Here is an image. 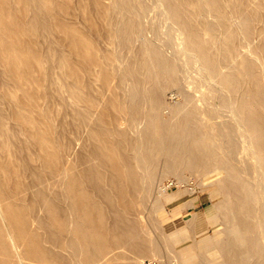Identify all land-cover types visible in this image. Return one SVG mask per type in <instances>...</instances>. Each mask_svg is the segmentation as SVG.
<instances>
[{"label": "rangeland", "instance_id": "1", "mask_svg": "<svg viewBox=\"0 0 264 264\" xmlns=\"http://www.w3.org/2000/svg\"><path fill=\"white\" fill-rule=\"evenodd\" d=\"M210 2L217 19L213 35L226 40L221 49L227 58L240 55L239 68L247 75L240 80H247L245 86L254 91V82L264 81V72L245 58V48L250 39L264 61V0ZM114 4L0 0V264H143L150 258L143 257L142 250L154 244L164 254L163 263L172 264L160 227L176 220L189 224L196 213L210 226L206 210L213 188H199L195 176L179 185L175 174L163 173L161 162L154 170L153 193L143 199L121 184L113 161L102 157L101 146L117 148V121L128 111L118 83L128 82L123 63L136 60L140 45L131 40L118 48L114 12L120 16L122 6ZM232 16L242 18L241 30L232 25ZM187 18L190 31L206 25L202 16ZM139 19L135 15L136 25L128 34L146 28ZM170 86L161 98L171 106L196 94L178 80ZM256 89L264 102V89ZM258 111L264 118V108ZM163 114L168 119V110ZM163 187L168 194L183 195L157 204ZM157 205L158 214L151 216ZM140 211L147 217L150 236L137 219ZM79 225L99 236L100 249L81 248L79 241L80 248L72 250V243L80 240L74 231Z\"/></svg>", "mask_w": 264, "mask_h": 264}, {"label": "bare ground", "instance_id": "2", "mask_svg": "<svg viewBox=\"0 0 264 264\" xmlns=\"http://www.w3.org/2000/svg\"><path fill=\"white\" fill-rule=\"evenodd\" d=\"M113 2L122 6L120 16L114 12L119 23L115 29L118 48L131 40L140 45L136 60L123 63V76L129 77L128 82L118 83L124 89L128 111L117 121V148L113 144L101 146L102 157L113 161L121 184L136 191L139 198L153 193L154 170L161 162L163 173L175 174L179 185H187L195 176L199 188H213L209 193L212 203L206 210L210 226L196 213L189 224L176 220L160 227L172 264H264V118L258 111L264 108V102L256 89H264V81L254 82L253 91L245 86L249 85L247 80H240L247 76L239 68L240 55H228V59L221 49L226 40L213 35L217 19L211 14L210 0ZM135 15L141 17L139 23L146 28L136 35L128 34L136 25ZM187 15L204 17L206 25L190 31ZM211 19L216 22L214 27ZM233 24L241 30L244 22L232 16ZM251 42L247 39L245 58L254 60L264 72V61ZM9 44L21 59L14 45ZM33 62L37 65L34 58ZM247 72L252 75L248 65ZM176 80L184 89L196 91L177 107L161 98ZM165 110L168 119L163 117ZM115 152L119 158H115ZM102 157L96 159L101 162ZM182 193L173 196L163 187L156 197L157 204L170 202ZM159 210L157 205L151 216ZM137 219L150 236L152 231L143 211ZM210 227L216 230L211 233ZM85 229L91 230L89 226L74 227L80 240L72 243V250L80 245L100 249L99 236ZM189 241L192 243L181 246ZM141 255L150 258L143 264H157L156 259L164 264V254L156 244L144 248Z\"/></svg>", "mask_w": 264, "mask_h": 264}]
</instances>
